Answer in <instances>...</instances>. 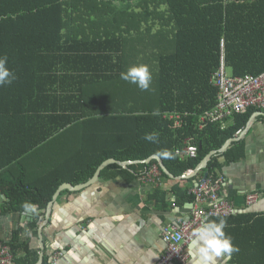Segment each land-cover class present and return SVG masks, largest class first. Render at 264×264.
I'll return each instance as SVG.
<instances>
[{"label": "trees", "instance_id": "1", "mask_svg": "<svg viewBox=\"0 0 264 264\" xmlns=\"http://www.w3.org/2000/svg\"><path fill=\"white\" fill-rule=\"evenodd\" d=\"M60 1L63 0H0V55L9 57V67L18 77L11 85L0 87V194L5 199L2 212L21 214L34 208V218L25 226L32 235L36 234L37 222L57 188L74 178L87 181L105 160L136 162L155 155L171 175L181 177L192 173L209 152L219 150L245 128L256 112L253 109L234 116L225 128L210 123L199 128L200 117L212 110L216 101L217 90L210 79L218 68L221 39L225 42L226 64L232 76L258 75L264 71V0H150L148 10L140 0L141 14L160 16L156 19L160 30L168 34L169 44L151 57L154 67L151 88L140 92L143 97H138L139 102L131 105L132 101L117 97L111 102L84 103L73 101L82 98L81 95L70 97L68 94H59L55 101L45 102L41 96L48 91L45 83L52 85L48 94L61 91L54 89L59 88L55 85L67 73L60 69V63L70 68L69 62L84 58L85 47L81 43L46 44L38 18L61 13ZM56 48H59L57 53ZM66 50L70 52V59ZM116 59L121 62V56ZM44 64H53V68L45 69ZM138 89L134 85L117 91L140 94ZM25 95L36 101L21 100ZM165 113L178 114V124L163 118ZM93 128H112L118 135L113 139L115 132L87 133ZM29 129L34 132L29 134ZM153 131L159 134V143L143 139L145 133ZM61 142L110 146L87 152L89 172L86 175L84 166L72 175V169L64 167H53L47 173L40 167V175L29 182L25 177L26 168L22 166L20 177H2L4 173L10 175L13 165L21 163L26 153L35 154L36 149V154H40L49 144ZM187 142L197 148L195 158L182 159L175 155V150L182 149ZM22 144L24 147L20 149ZM165 150L172 153L171 158L161 155ZM243 155V143H232L225 153L213 156L198 175L206 173L215 177L222 167L219 157L223 156L225 164H229L239 161ZM152 165L157 162L134 166ZM161 176L166 177L162 173ZM183 194L186 202L193 201L187 189ZM22 233L21 228L13 230L6 241L13 263L35 264L37 253L27 241L20 242ZM47 260L44 257L42 264H47Z\"/></svg>", "mask_w": 264, "mask_h": 264}, {"label": "crops", "instance_id": "2", "mask_svg": "<svg viewBox=\"0 0 264 264\" xmlns=\"http://www.w3.org/2000/svg\"><path fill=\"white\" fill-rule=\"evenodd\" d=\"M138 1L63 0L59 2L61 13L40 15L38 21L42 24L46 44L51 42L54 46L58 42L64 45V42L71 41L85 47L81 61L69 62L70 68L60 63V69L67 71L55 85L59 88H54L61 90L60 93L48 94L52 85L45 83L48 91L41 95L45 102L55 101L59 94L81 95L82 98L73 101L93 104L111 102L117 97L132 101L133 92L117 91L120 87L134 86L120 78L119 70L126 71L132 65L142 64L152 72L151 57L169 44L168 34L160 30L157 20L160 16L141 14ZM143 1L142 7L148 10L149 0L145 4ZM65 53L70 59V52L66 50ZM119 56L121 62L116 59ZM44 67L51 69L53 64H44ZM21 100L36 101L28 95ZM172 115L179 118L176 113H165L163 118ZM251 116L254 117L249 126L235 136L237 142L243 143V158L225 164V158L221 156L218 162L222 167L216 171V175L223 179L221 193L235 209L231 217L225 218L228 222L225 232L233 237L240 252L234 254L228 264H264V111H256ZM93 130L95 135L115 132L112 128H93L87 133ZM32 132L29 129L28 133ZM113 135L116 139L118 132ZM109 146L105 143H52L40 154H36V149L35 154L26 153L20 159L21 163L13 165L11 174L4 173L2 177H20L22 166L26 168L25 177L29 182H34L40 175V167H44L47 173L60 166L72 169V175L84 166L86 175L89 172L85 160L87 152L95 147L105 149ZM23 147V144L19 146L20 149ZM135 164L141 163L126 167L108 164L89 186L61 190L48 202L43 217L37 222L35 235L25 228L34 218V208L21 214L3 213L5 199L0 194V241L9 240L11 232L21 228L24 233L20 235V242L27 241L38 258L42 254L48 259L47 263L52 256L59 254L56 264H156L165 250L162 229L169 223L176 225L187 219L191 203L186 202L183 191L190 192L200 172L194 178L171 179L165 174L166 177L161 176L157 162L154 166L158 176L141 180L135 174L141 166ZM143 169L140 171H145ZM92 177L87 181L74 178L61 185L76 187ZM250 193H256L258 198L253 205L247 206L245 198ZM190 247L194 246L189 243L183 247L187 264H199L198 258L189 251Z\"/></svg>", "mask_w": 264, "mask_h": 264}, {"label": "built area", "instance_id": "3", "mask_svg": "<svg viewBox=\"0 0 264 264\" xmlns=\"http://www.w3.org/2000/svg\"><path fill=\"white\" fill-rule=\"evenodd\" d=\"M225 42L219 41L218 68L213 73L210 83L216 88V101L214 108L205 113L202 121L210 123L222 122L226 117L242 114L248 110H264V71L258 75H245L234 77L230 74L225 59ZM196 149L187 146L175 150L178 156L194 157ZM221 179H201L192 190L193 204L188 220L179 225H168L162 229L161 239L165 245L163 254L156 264H187V256L183 247L191 243V232L207 217H227L233 213L232 206L220 196ZM249 195L247 205H251ZM256 197V196H255ZM256 199V198H255ZM177 237H180L179 239ZM56 254L47 264H56ZM0 264H13L9 248L0 241Z\"/></svg>", "mask_w": 264, "mask_h": 264}, {"label": "clouds", "instance_id": "4", "mask_svg": "<svg viewBox=\"0 0 264 264\" xmlns=\"http://www.w3.org/2000/svg\"><path fill=\"white\" fill-rule=\"evenodd\" d=\"M120 78L128 83L136 85L141 91H149L152 84V73L147 65H132L126 71L120 73ZM18 77L15 70L9 67V57L0 55V87L11 85ZM144 140L151 143H159V134L155 131L145 133ZM162 156L171 158L172 153L165 150ZM25 207H29L25 205ZM228 222L225 218H205L199 227L191 232L192 252L199 260V264H228L234 254L240 252V248L233 241V237L225 232ZM178 239L180 237H177Z\"/></svg>", "mask_w": 264, "mask_h": 264}, {"label": "bare ground", "instance_id": "5", "mask_svg": "<svg viewBox=\"0 0 264 264\" xmlns=\"http://www.w3.org/2000/svg\"><path fill=\"white\" fill-rule=\"evenodd\" d=\"M212 85V84H211ZM213 86V85H212ZM214 87V86H213ZM215 88V87H214ZM216 89V88H215ZM253 110H255V109H253ZM211 111V110H210ZM210 111H207V112H210ZM249 111V110H248ZM255 111H257V112H262V111H264V110H255ZM207 112H204V114L200 117V120H199V128H202V127H204L206 124H209L210 122H208L207 120H205V121H202V118L204 117V115H205V113H207ZM246 113V112H245ZM245 113H242V114H235V115H232V116H230V117H226L222 122H216V123H210V124H217V125H219L220 126V128H225V126L227 125L226 124V122L227 121H229V120H231L234 116H236V115H243V114H245ZM166 119H168V120H173L174 121V123H175V125H177L178 124V117L176 116V115H172V116H170V117H167ZM250 119V118H249ZM241 132V131H240ZM240 132H237L236 133V136H238L239 134H240ZM233 138H237V137H233ZM231 139V138H230ZM235 142H237V141H235ZM235 142H232V143H235ZM232 143H230V144H232ZM187 146H193L195 149H196V153H197V148L194 146V145H191L190 144V142H187V144H186V146L185 147H187ZM230 146V145H229ZM229 146L227 147V149L229 148ZM185 147H183V148H185ZM182 148V149H183ZM226 149V150H227ZM226 152V151H225ZM225 152H223V153H225ZM196 153H195V156L194 157H185V156H178V155H176V156H178L179 158H182V159H184V158H195L196 157ZM222 153V154H223ZM217 155V154H216ZM215 155V156H216ZM221 155V154H220ZM159 159V158H158ZM152 160H155V159H152ZM152 160H149V161H146V162H143V163H141V164H146V163H149L150 161H152ZM155 161H157V160H155ZM159 161H160V159H159ZM210 161V160H209ZM208 161V162H209ZM158 162V161H157ZM161 162V161H160ZM207 162V163H208ZM158 165H159V162H158ZM163 165V164H162ZM164 166V165H163ZM207 166V165H206ZM126 167V166H125ZM143 168H145V169H143ZM206 168V167H205ZM204 168V169H205ZM141 169H143V170H145V171H140ZM159 169H160V167H159ZM204 169H202V170H199L195 175H193L192 173H187V174H185V175H183V176H181L180 177V179H184V178H194L199 172H202ZM140 170H138V172H136L135 174H136V176L137 177H139L141 180H148V179H151V178H153V177H156V176H158V171H157V168L154 166V165H152V166H150L149 168H146L145 166L144 167H140ZM167 170V169H166ZM160 171L162 172V170L160 169ZM168 171V170H167ZM163 173V172H162ZM164 174V173H163ZM204 174H206V173H204ZM204 174H202L196 181H195V183H194V186L191 188V190H190V193L192 194V197H193V193H192V190L194 189V187L197 185V183L201 180V179H203V176H204ZM188 175V176H187ZM193 175V176H192ZM173 176V175H172ZM174 177V176H173ZM205 179H213V180H216V179H221L222 180V184H223V179L221 178V177H218V176H215V177H213V176H207V174H206V178ZM205 179H203V180H205ZM222 184H221V186H222ZM221 186H220V190H219V194H220V196L222 197V198H224L231 206H232V204H231V202L226 198V197H224L223 195H222V193H221ZM249 195H251L250 197H249V199L251 200V201H253V200H255L251 205H253L255 202H256V200H257V198H258V196H257V194L256 193H250V194H248L247 196H246V198H245V203H246V199H247V197L249 196ZM256 196V197H255ZM256 198V199H255ZM192 204H193V201L191 202V204H190V209H189V216L187 217V219H185V220H188L189 219V217H190V213H191V209H192ZM246 205H247V203H246ZM251 205H247V206H251ZM232 208H233V206H232ZM234 212H235V209L233 208V213L230 215V216H232L233 214H234ZM229 216H227V217H222V218H228ZM218 218V217H217ZM212 219H215V218H212ZM185 220H181L180 222H182V221H185ZM180 222L179 223H177L176 224V226L177 225H179L180 224ZM168 225H172L171 223H169V224H167V225H165L163 228H165L166 226H168ZM5 243V245L9 248V246L7 245V243H6V241L4 242ZM9 251H10V248H9Z\"/></svg>", "mask_w": 264, "mask_h": 264}, {"label": "water", "instance_id": "6", "mask_svg": "<svg viewBox=\"0 0 264 264\" xmlns=\"http://www.w3.org/2000/svg\"><path fill=\"white\" fill-rule=\"evenodd\" d=\"M254 116H251L250 117V119L248 120V122H247V124H246V127L247 126H249V124H250V122L252 121V118H253ZM245 131L246 130H244L243 132L245 133ZM243 132H242V134H243ZM238 140V138H231V139H228L224 144H223V146L219 149V150H217V151H211V152H209L202 160H201V162L197 165V167L195 168V170L193 171V175H195L199 170H202V169H204L205 167H206V165H207V162L213 157V156H215L216 154H222L223 152H225L226 151V149H227V147L230 145V143H232V142H235V141H237ZM152 159H155V160H157L158 162H159V167H160V169L162 170V172L165 174V175H167L169 178H171V179H175V177H173L167 170H166V168L162 165V163L159 161V159H158V157L157 156H151V157H149L147 160H145V161H136V162H130V161H125V162H119V161H116V160H114V159H108V160H105L104 162H102L99 166H98V168L96 169V171H95V173H94V175H93V177L88 181V182H86V183H84L83 185H79V186H76V187H71V186H69V185H66V184H63V185H61V186H59L58 188H57V190L55 191V193H54V195L52 196L53 197V199L58 195V193L61 191V190H63V189H68V190H79V189H81V188H85L86 186H89V184H91L92 183V181L97 177V175H98V173H99V171L100 170H102L105 166H107L108 164H116V165H118V166H121V167H125V166H127V165H129V164H131V163H143V162H146V161H149V160H152ZM192 175V176H193ZM188 176V175H187ZM206 178V174H204V176H203V179H205ZM48 207V206H47ZM49 210H50V208H48ZM48 211V210H47ZM42 261H43V255L42 254H40L39 255V258H38V260H37V262L35 263V264H42Z\"/></svg>", "mask_w": 264, "mask_h": 264}, {"label": "rangeland", "instance_id": "7", "mask_svg": "<svg viewBox=\"0 0 264 264\" xmlns=\"http://www.w3.org/2000/svg\"><path fill=\"white\" fill-rule=\"evenodd\" d=\"M149 2H150V0H149ZM163 9H164V7H163ZM227 65V64H226ZM153 71V70H152ZM138 91H139V93L140 92H144V91H141L140 89H138ZM135 93L136 92H133L132 94H131V98H130V100H132V103H131V105H133V104H136L135 102H139V98H137V97H133V96H135ZM140 95L142 96L143 94H141L140 93Z\"/></svg>", "mask_w": 264, "mask_h": 264}]
</instances>
